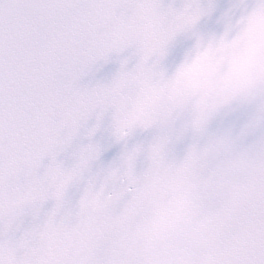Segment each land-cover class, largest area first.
Here are the masks:
<instances>
[{"label":"snow or ice","instance_id":"1","mask_svg":"<svg viewBox=\"0 0 264 264\" xmlns=\"http://www.w3.org/2000/svg\"><path fill=\"white\" fill-rule=\"evenodd\" d=\"M212 10L199 0L179 9L161 0H0V264H264V106L238 135H213L223 112L199 128V114L176 119L163 101L147 102L169 80L161 66L169 46ZM248 13L229 18L223 35H197L195 48L223 43ZM133 48L131 71L79 86L96 64ZM106 115L112 139L125 145L118 161L93 174L102 149L89 143L71 168L57 162ZM153 129L147 147L127 148ZM189 135L184 158L170 159V145ZM250 135L255 142L244 146ZM141 157L147 167L138 172ZM78 184L77 208L65 212ZM50 200L47 219L17 237L22 218L38 217Z\"/></svg>","mask_w":264,"mask_h":264},{"label":"clouds","instance_id":"2","mask_svg":"<svg viewBox=\"0 0 264 264\" xmlns=\"http://www.w3.org/2000/svg\"><path fill=\"white\" fill-rule=\"evenodd\" d=\"M256 5L229 39L203 50L194 47L162 92L147 102L163 101L176 119L195 112L199 128L221 112L264 106V0Z\"/></svg>","mask_w":264,"mask_h":264}]
</instances>
